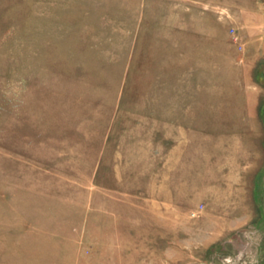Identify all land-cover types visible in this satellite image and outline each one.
I'll list each match as a JSON object with an SVG mask.
<instances>
[{"label":"rangeland","instance_id":"obj_1","mask_svg":"<svg viewBox=\"0 0 264 264\" xmlns=\"http://www.w3.org/2000/svg\"><path fill=\"white\" fill-rule=\"evenodd\" d=\"M0 264H264V0H0Z\"/></svg>","mask_w":264,"mask_h":264}]
</instances>
